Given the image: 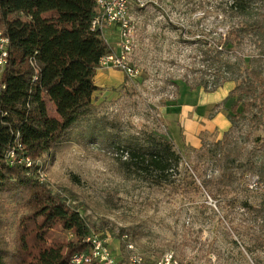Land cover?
Here are the masks:
<instances>
[{"label":"trees","instance_id":"1","mask_svg":"<svg viewBox=\"0 0 264 264\" xmlns=\"http://www.w3.org/2000/svg\"><path fill=\"white\" fill-rule=\"evenodd\" d=\"M99 13L97 0H0V31L9 41L0 81V264H70L75 254L91 252L95 226L40 180L38 166L9 165L5 151L19 134L27 156L43 159L92 113L100 62L115 54L93 27ZM222 16L228 30L200 47L204 70L189 88L212 93L234 82L230 129L214 143L203 139L190 167L156 132L116 144L117 161L155 187L234 208L243 235L264 252V202L237 200L264 191V0H228Z\"/></svg>","mask_w":264,"mask_h":264},{"label":"rangeland","instance_id":"2","mask_svg":"<svg viewBox=\"0 0 264 264\" xmlns=\"http://www.w3.org/2000/svg\"><path fill=\"white\" fill-rule=\"evenodd\" d=\"M227 2L128 0L132 34L124 36L113 25H105L103 32L116 56L123 54L122 41L131 40L132 52L125 60L134 73L115 67L98 70L95 83L100 91L94 96V110L51 154L39 159L43 182L77 208L95 226L94 232L109 239L120 261L128 259L127 245L133 244L148 264L169 252L178 264H264V252L254 250L243 235L244 227L237 226L245 223L237 210L220 207L205 194L185 198L179 189L158 188L127 175L115 147H127L143 132L170 139L164 112L179 101V93L181 111L197 96L215 101L205 118L221 114L229 120L232 101L227 99L234 82L213 94L189 88L204 70L200 47L213 46L228 30L222 21ZM2 73L0 68V81ZM225 123L230 124L227 119ZM223 136L203 133L202 140L214 143ZM180 137L183 142L182 132ZM177 151L183 168L192 166L195 150L180 143ZM237 200L257 205L264 202V191L243 192Z\"/></svg>","mask_w":264,"mask_h":264},{"label":"built area","instance_id":"3","mask_svg":"<svg viewBox=\"0 0 264 264\" xmlns=\"http://www.w3.org/2000/svg\"><path fill=\"white\" fill-rule=\"evenodd\" d=\"M99 6V16L94 20L93 27L104 30L105 25L118 26L121 34L126 36L133 32V20L130 16V8L128 0H97ZM123 43V54L122 56L108 55L104 57L100 62L99 70H103L107 67H115L121 69L128 75H132L134 70L126 62V54H131L132 45L131 40L126 39ZM8 39L4 36L3 32L0 31V68H4L8 59ZM15 139L13 145L5 151V158L9 165H21L27 168L39 167V178L43 180V174L41 171V161L34 160L27 156L23 145L20 143V135H14ZM256 180L251 183L250 188L253 189ZM87 241L91 245L90 254L79 253L72 256L70 264H148L133 244L127 245V252L130 254L128 259L121 260L114 254L111 249L109 239L102 237L100 234L93 232ZM154 264H178V261L174 253L169 252L165 254L162 259Z\"/></svg>","mask_w":264,"mask_h":264},{"label":"crops","instance_id":"4","mask_svg":"<svg viewBox=\"0 0 264 264\" xmlns=\"http://www.w3.org/2000/svg\"><path fill=\"white\" fill-rule=\"evenodd\" d=\"M108 78V77H107ZM107 78L104 79L107 81ZM101 87V86H100ZM213 94V93H207ZM179 101L173 106H169L165 109L164 119L168 123V130L170 134V140L174 142L176 148L180 150V143L190 147L194 150H199L202 147V135L207 133L211 136L219 135L223 136L231 127V123L228 118L220 115H214V118H205L207 109L213 107L215 103H210L206 98L200 100L199 98L193 97L191 106L185 107L182 111L180 110V93L178 94ZM169 113L167 116L166 114ZM173 129L174 131H171ZM180 132H182L181 142Z\"/></svg>","mask_w":264,"mask_h":264}]
</instances>
